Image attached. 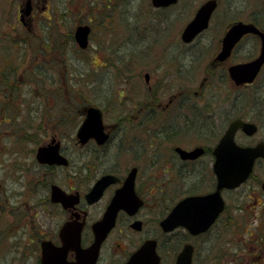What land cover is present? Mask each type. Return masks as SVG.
Wrapping results in <instances>:
<instances>
[{"label":"rangeland","instance_id":"1","mask_svg":"<svg viewBox=\"0 0 264 264\" xmlns=\"http://www.w3.org/2000/svg\"><path fill=\"white\" fill-rule=\"evenodd\" d=\"M202 1L204 0L188 2L182 0V3L171 12H160L153 9L151 0H119L115 3V7L110 8L89 7L75 4L73 0H63L64 4H67V9L58 12L57 16L62 17L67 13L68 27L63 26L58 35L63 38L64 30L72 28L75 23L84 25L89 21V24L93 25L91 27L93 31L88 50L82 52L75 40L73 44L72 39L38 42L33 38L27 40V43L0 45V84H2L0 86L2 93H0V264H37L39 256L36 237L53 234V229L59 222L57 219L50 220L42 212V203L39 199L45 197L46 191L41 190L45 188L37 181L38 178L41 181L45 174L42 172L41 176L35 173L36 170L32 171L35 152L40 145L49 142L56 134L67 155L72 158V166L68 170L70 173L67 169L59 174L58 170L53 171L54 179L51 183L60 181L57 176L63 178L68 186L74 184L80 186L82 182L75 176L74 164H87L88 168L95 166L98 167L97 171H100L102 160L97 159V153L108 154L107 159L118 160L123 166L128 159L137 157L136 154L141 157L140 151L135 149L141 148L142 143L146 145L148 142L150 157L159 156L158 152L151 149L150 143L155 140L160 143L162 153L165 149L171 148L172 146L168 144L170 142L174 144L172 138L162 140L154 136L155 129H160L162 124L169 123L165 117L171 111L162 112L160 109L159 113L156 112L157 116L154 119H157V122L152 123L154 127L149 126L150 130L145 127L142 129L134 127L135 122L130 116L136 115L140 109L148 106L164 104L162 107H165L171 97L183 91L189 92L190 97L187 96L171 106L180 107V111L178 109L174 112L176 114L179 111L178 115L181 116L187 115V107L193 108L194 111H190L191 115H189L193 133L191 138L194 137L198 141L191 139L192 142L196 143L200 140L206 143V146H211L215 142L211 139L215 136L213 132L222 133L227 128L229 118L239 111L251 115L248 120L256 122L260 129L254 138L244 136L238 138V141L243 145L264 141V72L250 89L232 91L229 79L222 72L214 73V76L209 69L210 60L218 51L219 38L229 24L213 26L212 34L207 35L212 36L213 40H204L206 36L198 39L193 46H188L180 39L183 27L192 19ZM220 6V11L226 12L231 9V18L236 17L229 22L240 18L247 19L251 11L264 12V0H221ZM261 15L264 18V13ZM1 22H4V17L0 15V32ZM260 22L264 26V21ZM2 35L3 31L1 37ZM154 40L156 46H152L137 62L131 61L128 66L122 64V58L116 55L118 50L129 55L130 51L143 48L142 45L146 42L150 45L154 44ZM255 44L256 42L252 41V45ZM65 51L70 53L68 59L63 57ZM55 53L59 57L53 63L47 61L45 65L46 69L56 74L57 82H51L45 78L50 74L45 69L42 71L43 62L40 56L41 54L52 56ZM236 56L244 58L249 55L245 51H239ZM185 57L188 58L187 61L183 59ZM110 59H116L114 61L116 68L101 66ZM192 59H195L196 63H191ZM169 60L174 62L179 60L178 63L186 66V79L178 75L175 76V81L172 79L170 70L175 66H173L174 62L171 63ZM176 66L181 68L179 64ZM108 69L113 73L103 72ZM145 73L151 75L148 85L145 83ZM207 77H209L207 85L202 86V82ZM24 80L27 82L24 83ZM197 92L199 96L195 95ZM232 92H235L236 97L239 96L240 99L236 100ZM226 99L235 106L228 108L223 105ZM82 105L100 108L105 113L106 124L115 127L112 130L114 139L110 144L86 161L83 160L82 154L87 150L93 152L94 147L81 150L77 143V132L84 120V114L80 111ZM205 106L209 107L208 111L203 110ZM122 115L127 116V122L124 124L119 121ZM181 121L178 119L171 122L170 124L175 125H169L168 129H176L177 126L182 125ZM202 134L207 135L208 138ZM14 142L18 145L14 146ZM126 148L131 152H124ZM12 150H18V153H11ZM165 153L169 154V149ZM197 179L200 184L192 187L187 179L183 182L181 178H174L175 184H170L167 194L169 204H176L192 191L202 194L212 190L213 184L210 186L207 182V179L212 180L211 177L201 176ZM263 182L264 164L256 166L253 178L245 185L235 191H224L228 207L216 224L218 227L215 229L216 232L212 237L209 234L199 241L196 239L198 255L195 258L198 264L214 261L216 264H235L238 261L243 263V260L253 264L251 258L259 261L255 252L252 256L246 255L251 248L246 240L248 237L246 231L255 228L253 233H257L256 227L261 223L264 233V193L260 189ZM18 192L20 201L25 203L27 199H33L31 202L39 205V211H36L31 219V221L35 219L36 227L27 223L24 227L26 228L24 238L16 230V227L21 225L20 218L15 220L10 230L7 223L10 214L5 208L6 203H1L3 197L7 196L11 199ZM13 206L14 201L9 203L8 208ZM41 212L42 214H39ZM235 222L241 223L243 227L232 229L230 225H234ZM227 227L231 230L225 231ZM5 232L8 237L3 239L1 235ZM9 235L12 237L10 238ZM178 239L182 240L181 237ZM233 239L236 241L234 242ZM209 242L215 245L214 249H209L211 248L207 245ZM107 254H109L108 250H105V258Z\"/></svg>","mask_w":264,"mask_h":264},{"label":"flooded vegetation","instance_id":"2","mask_svg":"<svg viewBox=\"0 0 264 264\" xmlns=\"http://www.w3.org/2000/svg\"><path fill=\"white\" fill-rule=\"evenodd\" d=\"M73 1L75 2V4L78 3L80 5H87L89 7L96 6L110 8L115 7V3L119 0ZM181 1L182 0H179L178 3H180ZM186 1L188 2L190 0ZM206 1L208 0L202 1L198 6L201 7ZM217 2L218 7L210 17L211 20L208 25L210 26L209 30L199 35L197 39H203L208 34H210L209 32L212 31L211 26L227 24L231 25L238 21H243L244 23L250 22L256 27H258L260 30L264 31V27L259 25L260 21H264V18L261 15V13L264 12L259 10L255 12L251 11L247 19L242 20L240 18L238 20L229 22V20L234 19L236 17L231 18V9L230 11L227 10L226 12L220 11L221 0H217ZM28 3H31L32 9L29 13V16H25L23 15V13ZM61 4H64L63 0H0V15L4 17V22H1L3 35L1 37V31L0 45L27 43V40L33 38L37 39L38 42L74 39L75 34L73 32V27L67 29L66 31L64 30L65 34L63 38L59 37L58 35L63 26L68 27V19L58 20L56 16L59 14L58 12L63 11L67 7V4H64V6H62L64 7V9L59 11L60 7L58 6H60ZM72 4L73 2L71 3V6ZM175 6L176 5H172L169 8H162L160 9V11L171 10V8ZM65 15L68 17L67 13ZM229 25H227V27H229ZM225 32L223 33V35L225 34ZM223 35L221 36V38L223 37ZM221 38H219L220 40L217 49L218 51L215 56L213 55L210 60V71L213 74L222 72L226 78H229V81L232 83L231 87L235 90L247 88L248 86L237 87L230 79L228 70L231 65L239 64L240 62L251 61V59L255 58L260 53V37L252 33L244 36L227 60L216 62L214 61V59L217 57L218 52L220 51L222 45ZM206 39L213 40V37L207 36L204 40ZM6 41L7 43H5ZM252 41L256 42L254 46L252 45ZM151 45L147 42L145 45L142 46H147L149 50ZM140 51L141 49L130 51L129 56L125 60H121L122 64H130L131 61L137 62L138 59L142 56V54H140ZM239 51H245L248 53L249 56L239 58L236 56ZM40 58L41 62H43L42 70H47L45 66L47 64V61H51L52 63L55 61L47 55L44 56L41 54ZM183 59L186 60L187 58ZM119 60L120 59H118V61ZM231 61L233 62L231 63ZM178 62L179 60L174 63V69L170 70V74L173 75L172 79L174 81L176 80V75L182 76V79L185 76L186 66ZM177 64H179L181 68H178L176 66ZM49 71L53 73L54 76L56 75L51 70ZM262 72H264V66L262 67ZM54 82H57L56 78ZM186 92L183 91V93ZM183 93L180 92L178 93V95L175 94L174 97H172L169 101L170 105H165V107H162V109L160 108L162 112L171 111L168 116L165 117L169 120V123H167L166 125L162 124L160 129H155L154 131V136H157L162 140L166 138H172V140H174V144L171 142L168 144L172 147L165 149V152L169 149V154L165 152L162 153V150L159 147L160 143H157V141L155 140L151 142L150 145L152 151L158 152L159 156L150 157L148 152V142H146L144 138L143 140L144 142H146L147 146L143 145L142 143L141 148L135 149V151H140L141 157H139V154H136L138 155L137 157H134L133 159H128L127 163L125 162L123 166L119 164L120 161L118 160H107L108 154L103 153H97V159L102 160L100 162L101 168L99 172L97 171L98 167L95 166H90L89 169L88 166H86L87 164H74L76 171L75 176L77 178H80L79 181L82 180V182L80 181V186L75 184L72 186H68V184L64 183L63 178L57 176L56 178H59L60 181L58 180L53 183L51 182L54 179L53 171L58 170L59 174L63 172V170L67 169L68 171L71 168L72 158L68 155H64L67 159H69V164L67 167H62L58 165L51 166L47 164L42 165L38 162L37 158L35 157L37 153L35 152V160L32 164V171L36 170L35 173L41 176L42 172L45 174V176L41 178V181L39 178L37 181L39 185H42L45 188L41 190L46 191L45 197L43 199H39L42 203V212L45 213V217L49 218L50 220L57 219L59 221L53 229V234L50 233L49 235H39L41 236L40 239L39 236L36 237L34 235V237L37 238L38 245L39 258L37 259V264H42L43 259L45 257V252H47L51 256L50 258L52 260V264H58V255L61 254V249L66 247L64 242H67L71 245V247H69V249H67L66 251V260L68 264H77L79 252L91 249L94 246L96 241V233L94 232V226L98 222H100V220L103 219V216L107 213L109 207L114 204L116 194L120 192L124 187H129L125 185L126 179L129 177V174L131 173V171L134 170V168L137 170V177L134 184V195L131 193V191H128L127 193L124 191L119 197L120 199L115 203L116 206L120 207V210L118 211L115 219L116 224L114 230L107 235L105 244L101 245L95 264H128L132 256L136 253V251H138V249L142 245L149 241V239L157 241V251L160 255L161 264H177V258L180 252L182 251V247L185 244L189 243L190 239L189 233L185 228L181 227L179 229L170 231V233L164 232V230L161 228V222L166 219L169 213L173 210L174 205H176L169 204V197L167 196V194L170 184H175L174 178H181L183 182L187 179L191 184L190 186L195 187L196 185L200 184L197 177L199 178L201 176H208L211 177L212 180L207 179V182L210 184V186H212L213 184V188L211 191L202 194H209L213 192L217 185L215 172L213 171L215 163L213 149L221 140V135L225 132V130L222 133L218 132L217 134L213 132L215 136L211 137V139L215 140V142L211 144V146H206V143L201 142L200 140L196 143L192 142V140L198 141V139H195L194 137L191 138V135H193V133L191 131L192 122L189 115H191L190 111H192L193 108L187 107V115L185 116L184 114H182V117L181 115H178L180 107L174 108L171 106L174 103L176 104V102H178L179 100H183L187 97V95L185 96ZM198 94V92L195 93V95L199 96ZM238 99H240L239 96L236 97V100ZM158 106H160V104ZM178 109L179 111L175 114L174 110ZM208 109L209 107L205 106L203 110L208 111ZM143 110L144 109H140V113L146 112ZM236 114L242 113L239 111L236 112ZM156 116L157 114L154 115V117ZM137 117L138 116L136 115L130 116V118H133V121ZM154 117L150 118L149 121H143L140 128L142 129L145 127V129L150 130V127H154L152 123L156 124L157 122V119H154ZM178 119L182 120V125L177 126L176 129H168L169 125H175L173 123H170L175 122ZM145 129L144 131L146 132ZM56 135L49 142L42 144V146H45L46 144H49L52 141H58L61 145V151L64 152V147L61 144V140L57 137L58 135ZM204 137H207V135H204ZM113 139L114 134L111 135V138L108 143L103 146L106 148ZM203 139L204 138L201 136V140ZM139 140L141 141V139ZM259 142H256L255 144ZM13 145L17 146L18 143L14 142ZM91 145L96 149L101 148V145L98 146V144H96L94 140H90L89 143H87V145L84 146L85 148L83 149H88ZM178 147L188 152L202 147L205 151L200 155V157L196 159H183L179 151H176ZM13 150L11 151V153H18V150ZM99 151L101 150H98V152ZM124 151H128V153L131 152L129 148H126ZM82 155L83 160L86 161V156L84 154ZM263 164L264 163L262 161H259V165ZM104 176H111V183L105 186V189L100 197H92V199L88 201L86 199V195L91 192L92 187L95 185V183L102 179V177ZM193 180H195L196 184L192 182ZM55 185L63 189L67 195L70 194L72 196L65 204L63 202H56L53 200L52 188ZM19 192L14 198L11 199H9L7 196L3 197L1 203H6L5 208L10 214L7 219V223L10 226V230H12V224H14L15 220L19 217L21 220V225H18L16 227V230L23 235L26 231V228L24 227H26L27 223L31 224L33 227H36V224H34L35 219H33L32 221L31 219L32 217H34L33 214L36 211H39V205L31 202L33 199H27L25 203L20 201L18 199ZM193 194H195L194 191H192L191 194H187L186 196H184V198ZM12 201H14V206L8 208L9 203ZM225 211L226 210H224V213ZM42 212L39 214H42ZM224 213H222V216ZM137 223H140L138 228H136ZM68 224L71 225V227L66 231L68 237L63 239L62 231L64 229V226ZM118 231H120V233H118ZM1 236V238L3 239H5V237H8L6 232ZM9 237L11 238L12 236L9 235ZM24 237L26 236L23 235V238ZM179 237H181L182 240H179ZM78 239L80 249L79 245L76 244ZM177 240H179V242ZM180 242H182V244ZM118 248L119 250L121 248V250L119 251ZM105 250H108L109 253L107 254L106 258ZM89 262V260H86L85 262H83V264H89Z\"/></svg>","mask_w":264,"mask_h":264},{"label":"water","instance_id":"3","mask_svg":"<svg viewBox=\"0 0 264 264\" xmlns=\"http://www.w3.org/2000/svg\"><path fill=\"white\" fill-rule=\"evenodd\" d=\"M178 0H153V5L157 8L168 7L171 4L176 3ZM217 1L210 0L204 3V5L197 11L194 20L184 28L182 40L186 42H192L197 34L204 31L207 27L212 12L215 11ZM30 11V4L27 6L26 14ZM76 41L83 49L88 45L89 27L84 25L80 26L77 31ZM255 33L262 38V50L256 59L249 63H240L230 67L229 72L234 82L241 86V84L252 83L261 71L264 64V32H260L256 27L251 24H245L238 22L233 24L226 35L224 36L222 51L219 53L216 60L224 61L232 53V49L239 43L245 34ZM87 117L84 120V124L78 130V137L82 144H85L89 139L94 138L97 144H105L109 139V135L105 132V126L103 121L102 110L96 107H89L87 110ZM244 131L248 136H253L258 131L256 124L239 119L232 121L228 130L221 137V141L214 149L215 164L214 172L217 177V188L210 195L191 196L180 201L179 204L172 210L170 216L167 217L161 226L166 232H170L176 227H185L193 235H199L208 231L219 215L224 211L225 204L222 197V191L224 189L233 190L246 182V180L253 173V168L257 159H264V142L258 143L255 147L240 146L236 141V135L239 131ZM54 144V143H53ZM60 145H47L39 149L37 157L40 163L50 165H67L65 157L60 155ZM176 151L182 155L183 159H196L205 151L201 147L192 151H185L178 148ZM136 169L132 171L131 176L126 179L125 192L133 190V184L135 179ZM109 179L104 177L98 184L95 185L94 190L91 192L92 196H98L105 188L103 182ZM133 186V187H132ZM53 200L56 202H63L64 204L72 197L67 196L59 188H53ZM264 191V183L262 185ZM122 193H119L114 200V206L110 208V211L106 213L102 222L95 226L97 232L96 244L94 247L88 250L79 252L78 263L83 264L86 260H89V264H95L98 256V251L104 237H106L109 230L115 225V218L118 211V207H115V203L120 199ZM77 202V201H76ZM71 225H66L62 231V238L67 236L66 231ZM65 246L61 249V254L58 255V264H68L67 249L71 247L70 244L64 242ZM76 244L79 245V239ZM194 247L191 244H187L183 247L181 254L178 257L177 264H193L192 258L194 254ZM56 250V249H55ZM59 250V249H57ZM78 251V247H77ZM42 264H52L51 256L45 252ZM160 258L156 251V242L149 241L146 243L138 253H136L128 264H160Z\"/></svg>","mask_w":264,"mask_h":264},{"label":"bare ground","instance_id":"4","mask_svg":"<svg viewBox=\"0 0 264 264\" xmlns=\"http://www.w3.org/2000/svg\"><path fill=\"white\" fill-rule=\"evenodd\" d=\"M62 6H64V4H61L60 6H58V7H60V9H59V11H61L62 9H64V7H62ZM66 9V8H65ZM64 9V10H65ZM81 26V24L80 23H77V24H75V25H73V32H74V34H75V37H77V29L79 28ZM69 55H70V53H68L67 51H65V53H64V55H63V57H65L66 59H68V57H69ZM116 55H119L123 60H125L129 55H127L126 53H124L123 51H121V50H118V51H116ZM59 57V55H57V53H55V54H52V56H50V58H52L53 60H56L57 58ZM45 78L47 79V80H50L51 82L52 81H54L55 80V76H54V74L53 75H49V76H45ZM21 85H22V83H21ZM20 85V86H21ZM162 105H164V104H162ZM162 105H160L159 107H152V106H148V108H143L144 110L143 111H146V112H143V113H140V111L136 114V116H138L137 118H135L134 119V122H135V125H134V127H141V124H142V122L143 121H149L150 120V118H152V117H154V115L156 114V112H160V108L162 109ZM81 111V110H80ZM82 112V111H81ZM78 113H79V110H78ZM235 116H237V118H239V119H242V118H244V119H247V118H249L251 115H248V113H246V112H242V114H235ZM119 121H121V123L122 124H124L125 122H127V116H125V115H122L121 116V118L119 119ZM194 121H196V120H194ZM193 121V122H194ZM134 124V123H133ZM231 124V122L230 121H227V126H229ZM80 146V149L82 150L83 148H85L84 146H82V145H79ZM90 148H92L93 146L91 145V146H89ZM104 146L102 145L101 146V148L100 149H96V148H93V152H88V150H87V152L86 153H84V155L86 156V160H88V159H90L91 157H93V156H96V153L98 152V150H104ZM87 149V148H86ZM123 152V151H122ZM124 152H126V151H124ZM93 154V155H92ZM117 154H121V153H118L117 152ZM60 155L61 156H64V155H67V153H66V151L64 150V152H62V151H60ZM104 156V155H103ZM66 160H67V163H69V159H67L66 158ZM107 160H109V159H107ZM194 184H196V182H195V180H193L192 181ZM111 183V180L110 179H106L104 182H103V186H106V185H109ZM53 188H59V189H61L59 186L58 187H55V186H53ZM53 188H52V190H53ZM53 192H54V190H53ZM53 192H52V196H53ZM87 199V198H86ZM88 200V199H87ZM89 201V200H88ZM171 213V212H170ZM170 213H169V215L167 216V217H169L170 216ZM182 228H183V226H181ZM114 230V227H112L110 230H109V232L111 231H113ZM108 232V233H109ZM118 233H120V231H118ZM105 242H106V237H104V240L102 241V242H100L102 245H104L105 244Z\"/></svg>","mask_w":264,"mask_h":264},{"label":"trees","instance_id":"5","mask_svg":"<svg viewBox=\"0 0 264 264\" xmlns=\"http://www.w3.org/2000/svg\"><path fill=\"white\" fill-rule=\"evenodd\" d=\"M72 42H73V44H74V39H72ZM43 71V70H42ZM47 71V70H46ZM27 81L26 80H24V83H26ZM29 82V81H28ZM2 84H0V86H1ZM223 105H225L226 107H228V108H231V107H233L234 105H233V102H229L227 99L225 100V102L223 103ZM83 105L80 107L81 109H83ZM238 208H240V207H238ZM218 223V222H217ZM230 224V223H229ZM231 226V228L232 229H234V228H236V227H238V228H242L243 226L241 225V223H238V222H235L234 223V225L232 224V225H230ZM218 227H216V225L214 226V229H212L211 231H209V232H207V233H204L203 235H201L200 237H198L197 238V241H199L200 239H203L204 238V236H206V235H211V237H212V235L214 234V232H216L215 231V229H217ZM256 228H258V231H257V233H253V230L255 229H251V231L249 230H247L246 231V235L248 236L247 238H246V240H248V246H250L251 248H250V250H249V252H248V254H246V255H250V256H252V254H254V252H255V254L257 255V258H258V262L254 259V258H251L254 262H253V264H263V261H264V258H263V253H264V233H263V229H262V227H261V223H259L258 224V226L256 227ZM230 229V227H227V228H225V231H228ZM260 229H262V230H260ZM231 230V229H230ZM224 231V232H225ZM259 233V234H258ZM237 234H239L240 235V233L238 232ZM256 234V235H255ZM240 237H241V235H240ZM222 239V238H221ZM197 241H195V243H197ZM215 241H220V239H215ZM233 241L235 242L236 240L235 239H233ZM244 244V243H243ZM207 245H210L211 246V248H209V249H214L215 248V245L214 244H212L211 242H209ZM196 248H198V245L196 244ZM251 249H252V251H251ZM197 253H198V250H197ZM216 264V262L214 261L213 263L212 262H209L208 264ZM247 263H249V262H245L244 260H243V263L241 262V261H239V263H236V264H247ZM196 264H198V261L196 260ZM202 264V263H201Z\"/></svg>","mask_w":264,"mask_h":264}]
</instances>
